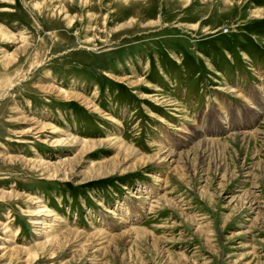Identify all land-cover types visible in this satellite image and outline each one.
Wrapping results in <instances>:
<instances>
[{
	"label": "rangeland",
	"instance_id": "obj_1",
	"mask_svg": "<svg viewBox=\"0 0 264 264\" xmlns=\"http://www.w3.org/2000/svg\"><path fill=\"white\" fill-rule=\"evenodd\" d=\"M0 264H264V0H0Z\"/></svg>",
	"mask_w": 264,
	"mask_h": 264
},
{
	"label": "bare ground",
	"instance_id": "obj_2",
	"mask_svg": "<svg viewBox=\"0 0 264 264\" xmlns=\"http://www.w3.org/2000/svg\"><path fill=\"white\" fill-rule=\"evenodd\" d=\"M258 113H260V112H258ZM245 139V138H244ZM112 141V140H111ZM83 142V141H82ZM114 142H116L117 144L119 143V141H114ZM54 143H56V146H58L59 144H61L60 142H56V141H54ZM120 145V144H119ZM111 146V145H110ZM113 146V145H112ZM128 149V148H127ZM127 149L126 150H124V151H127ZM119 150V149H118ZM120 151V150H119ZM128 151H129V149H128ZM134 152V151H133ZM124 154H125V152H124ZM172 153H169L168 155L170 156ZM135 155V154H134ZM139 155V154H138ZM200 155V159H199V161H201V160H203L204 159V155L203 154H199ZM153 158V157H152ZM151 158V159H152ZM155 158V157H154ZM150 159V160H151ZM152 160H154V159H152ZM205 160V159H204ZM146 161V160H145ZM200 163V162H199ZM201 164V163H200ZM161 201V200H160ZM165 202V203H167V201H165V200H162V202ZM37 203H40V202H37ZM45 213V211L44 210H39L38 209V212H36V214L39 216V215H41V214H44ZM44 216V215H43ZM47 217H51V216H48L47 215ZM41 220H43V219H41ZM42 224H44V222H42V221H40L39 219H36L35 221H32V225L33 226H39V225H42ZM50 233H52V231H50ZM59 233V232H58ZM101 232H95V233H93L94 234V237H96L97 238V240L99 241L100 240V237H101V241L100 242H103L104 241V239L106 238H104V237H102V235H99ZM47 234H49V233H42L41 235H47Z\"/></svg>",
	"mask_w": 264,
	"mask_h": 264
}]
</instances>
